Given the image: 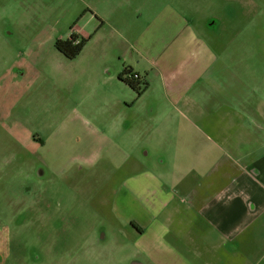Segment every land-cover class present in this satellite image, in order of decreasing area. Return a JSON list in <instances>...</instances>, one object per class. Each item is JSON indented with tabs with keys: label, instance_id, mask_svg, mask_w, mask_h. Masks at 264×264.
<instances>
[{
	"label": "crops",
	"instance_id": "0c3cea01",
	"mask_svg": "<svg viewBox=\"0 0 264 264\" xmlns=\"http://www.w3.org/2000/svg\"><path fill=\"white\" fill-rule=\"evenodd\" d=\"M141 10L138 34L120 22L129 49L99 77L93 110L81 113V167H128L111 197L112 238L94 242L81 261L264 264V64L247 63L243 50L219 53L166 3L152 18ZM30 35L17 34L14 65L2 71L11 75L15 62L29 70L21 57L34 49ZM125 70L147 84L141 96L118 79ZM32 83L1 81L0 96L13 91L16 111L29 115ZM16 104L0 103V120ZM49 130L43 141L29 131L26 143L43 152L61 134Z\"/></svg>",
	"mask_w": 264,
	"mask_h": 264
},
{
	"label": "rangeland",
	"instance_id": "374dc122",
	"mask_svg": "<svg viewBox=\"0 0 264 264\" xmlns=\"http://www.w3.org/2000/svg\"><path fill=\"white\" fill-rule=\"evenodd\" d=\"M165 3L219 53L243 50L247 63L264 64V0H0V65H14L8 59L17 34H36L34 49L21 57L23 65L31 63L28 71L17 62L11 75L0 67V82L34 84L29 115L16 111L20 101L13 91L0 96L6 106L17 103L0 120V264H89L82 255L94 242L112 238L111 197L128 167H81V113L93 110L103 89L99 77L112 74L129 49L123 23L136 35L146 21L138 10H149L152 18ZM71 33L91 40L68 60L54 44ZM50 127L61 134L43 152L29 147V131L43 141Z\"/></svg>",
	"mask_w": 264,
	"mask_h": 264
},
{
	"label": "trees",
	"instance_id": "16d2710c",
	"mask_svg": "<svg viewBox=\"0 0 264 264\" xmlns=\"http://www.w3.org/2000/svg\"><path fill=\"white\" fill-rule=\"evenodd\" d=\"M90 38H81L79 39L77 35L71 33L70 37L66 40H57L54 44V48L66 59L73 60L79 53L83 50L85 45L88 43ZM129 70L122 72L118 79L124 82L128 87L131 88L136 94L137 97L146 89L147 84L145 82H140L142 79L128 78L130 75Z\"/></svg>",
	"mask_w": 264,
	"mask_h": 264
},
{
	"label": "built area",
	"instance_id": "2783aa9c",
	"mask_svg": "<svg viewBox=\"0 0 264 264\" xmlns=\"http://www.w3.org/2000/svg\"><path fill=\"white\" fill-rule=\"evenodd\" d=\"M128 78H134V79L138 78V79H142L138 74H132V73L130 75H128ZM140 82L143 83V79Z\"/></svg>",
	"mask_w": 264,
	"mask_h": 264
}]
</instances>
